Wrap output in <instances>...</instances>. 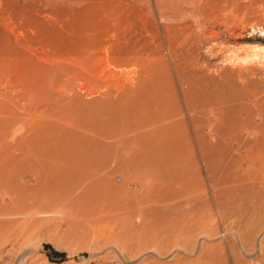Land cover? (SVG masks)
<instances>
[{
    "label": "rangeland",
    "instance_id": "1",
    "mask_svg": "<svg viewBox=\"0 0 264 264\" xmlns=\"http://www.w3.org/2000/svg\"><path fill=\"white\" fill-rule=\"evenodd\" d=\"M98 20L157 52L137 96L59 70ZM260 46L264 0H0V264H264ZM85 186L116 198L57 208Z\"/></svg>",
    "mask_w": 264,
    "mask_h": 264
},
{
    "label": "bare ground",
    "instance_id": "2",
    "mask_svg": "<svg viewBox=\"0 0 264 264\" xmlns=\"http://www.w3.org/2000/svg\"><path fill=\"white\" fill-rule=\"evenodd\" d=\"M94 20H96V19H94ZM94 20H91V21L94 22ZM99 22H100L99 20L97 21V23L95 21V23H93V25H91L92 24L91 23L90 24L91 26L85 27L86 30L84 32V37H83L84 40H83L82 44H80V46H78L76 48V47H73V45H72V47H73L72 51H68L67 49H64V50H67L68 52L64 53L63 55L60 53L62 55V56L61 55L60 56L63 59V63H61V62L60 63H61V65L62 64L63 65L61 67L58 66L59 70H61L63 73L70 74L74 78H80V79L85 80V81L87 80L88 82L91 83L92 89L96 90L99 94H101L102 87H109V89H105L106 91H104V90L102 91V94L105 96V98H106V95L111 94V95H108L109 97L107 96L108 99L111 96L112 99H114V100L119 99L121 101V99H122L125 101L126 99H130L131 97L137 96L143 89H145L147 87L148 82H151L153 77L155 76V74L158 73V71H159L160 61L157 57L158 56L157 52L152 51L150 49V47L148 46L146 41H144L140 45H138L135 41H132L133 37H132V35L128 34L127 31H124L123 33H119L118 31L117 32L114 31V33L110 32L112 39H114V40H111V38L108 39V35H110V33H108L109 28L106 27L104 22L103 23L102 22L99 23ZM87 24H89V23H87ZM86 26H88V25H86ZM81 28H83V27L81 26ZM182 30H184V29H182ZM74 31H76V30H74ZM80 36H81V34H80ZM75 42H77V41L75 40ZM75 42H73V43H75ZM57 43H59V42H57ZM69 46H71V45H69ZM75 46H76V44H75ZM255 47L256 46H254V48ZM74 48H76V49H74ZM257 49L263 50V47L260 46L259 48L257 47ZM261 52L262 51H260L259 53H261ZM54 53H56V52H54ZM174 53H175V51H174ZM262 54H259V55H262ZM64 55H68L69 60H66V58L63 57ZM60 56H58V58H60ZM262 57H264V55H262ZM160 60H162V59H160ZM107 66H108V68L105 69V67H107ZM46 74H48V73L46 72L45 75ZM66 76H68V75H66ZM65 82L67 83V81H65ZM151 83H153V82H151ZM41 87L42 86H40V88ZM37 90L38 89H36L33 92L37 93ZM3 97H5V95ZM105 102H107V100ZM156 130H157V128H156ZM146 132H148V131H146ZM13 133H14V131H13ZM115 140H117V139H115ZM87 161H89V160H87ZM77 162H78V160H77ZM85 162H86V159H85ZM99 164H97V165H99ZM66 171H68L67 173H70L69 169ZM71 173H72V171H71ZM73 183L74 182H72V184ZM133 184H134L135 188L141 187V186L143 188H149L151 183L134 182ZM84 185H87V183L86 184L84 183ZM162 185H163V183H162ZM63 186H65V185L63 184L61 187H63ZM165 186L167 187V184H165ZM160 187H162V186H160ZM69 188H70V186H69ZM158 188H159V186H158ZM60 189H58V190H60ZM163 189H165V188H163ZM157 190H159V189H157ZM169 190H170V187H169ZM14 191H16V190H14ZM89 191H91V190H89ZM135 191H136V189H135ZM5 192H4V194H6V196H7V192L6 193ZM73 192H74V190H73ZM87 192L88 191H86V186L80 187L77 190V192H75L74 194H70V195L67 194L68 196L66 195L67 197H66L65 202L61 200V202H57L58 204L53 203V205L56 204V206L59 210H62L64 208L65 210H69V211L73 210V208L76 209V208H94L95 207V208L101 209L102 206H103L102 208L105 209L108 206L106 203V199L114 200L116 198L115 194H109V193H107V195H106L107 197L103 196L102 198H100V197H97V198L92 197L91 198L89 195L90 192H89V194H87ZM148 193H150V192H148ZM151 193H154V192H151ZM158 194H156V195L158 196ZM120 196H119L120 199L124 200L129 196V193L125 194V195H120ZM157 196H155V194H154V198H152L153 202H155V203L147 204L146 206H141L138 208L135 207V208H137L135 210H131L130 208H127V209H129V210H127L129 215L125 216V218L127 217L128 219L130 218L129 220H132V221L134 220L136 227L137 226L143 227L144 224H145L144 226H146L147 225L146 215L156 214L158 211H162V209L156 207V205H155L161 200L160 198L162 197V195H161V197L159 195L160 198ZM137 197L139 198V196H137ZM60 198L61 199L63 198L61 193L59 194V199ZM157 200H159V201H157ZM51 205H52V202H51V204L48 203L47 206H51ZM110 206H111V209H113L114 211H117V207H115V206L112 207L113 204H110ZM118 206H119V208L121 206V202L119 200H118ZM137 206H138V204H137ZM171 207H172V205H169V204L163 205V208L165 210H168ZM118 211H119V209H118ZM160 216H162V215H160ZM157 217H159V216H157ZM168 221H169V219L167 220V222ZM152 223H150V225H153L156 227V225L159 222L155 218L154 222H152ZM128 264H130V263H128Z\"/></svg>",
    "mask_w": 264,
    "mask_h": 264
},
{
    "label": "built area",
    "instance_id": "3",
    "mask_svg": "<svg viewBox=\"0 0 264 264\" xmlns=\"http://www.w3.org/2000/svg\"><path fill=\"white\" fill-rule=\"evenodd\" d=\"M91 264H128L125 260H105V261H97Z\"/></svg>",
    "mask_w": 264,
    "mask_h": 264
}]
</instances>
